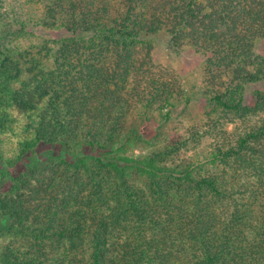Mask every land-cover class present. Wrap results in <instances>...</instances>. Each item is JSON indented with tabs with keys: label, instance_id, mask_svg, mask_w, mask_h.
Here are the masks:
<instances>
[{
	"label": "trees",
	"instance_id": "obj_1",
	"mask_svg": "<svg viewBox=\"0 0 264 264\" xmlns=\"http://www.w3.org/2000/svg\"><path fill=\"white\" fill-rule=\"evenodd\" d=\"M161 31L204 56L202 113L132 157L191 98L142 37ZM259 42L264 0L0 3V264H264Z\"/></svg>",
	"mask_w": 264,
	"mask_h": 264
},
{
	"label": "rangeland",
	"instance_id": "obj_2",
	"mask_svg": "<svg viewBox=\"0 0 264 264\" xmlns=\"http://www.w3.org/2000/svg\"><path fill=\"white\" fill-rule=\"evenodd\" d=\"M7 2L8 0H0V3ZM4 6V4H3ZM38 33H42L43 30L36 28ZM65 31H51L46 33L47 36L66 35ZM146 40H151L154 45L153 58L157 64L167 67L173 70L181 78L183 86L187 89L189 102L183 103L173 110L170 119L164 120L160 115H155L151 121L145 124L143 127L144 136L143 140L146 141L152 138L155 143L152 147L145 144L143 141H131L126 144V153L132 157H141L149 153L152 148L159 147L156 141L162 143L164 137H169L171 130L175 127H182L189 124L191 121L197 120L200 117L201 110V95H200V80L204 66V56L201 53H197L191 47H187L178 51H173L168 46L169 36L166 32L161 31L158 34H151L142 36ZM258 52H263L264 42H259L256 46ZM256 89L264 90V82H257L253 85L247 86L244 91V102L251 104L254 101V91ZM191 95V96H190ZM155 136H159L156 140ZM155 138V139H154ZM209 140L204 139L202 143L197 147L196 152L202 154L207 150V144ZM55 152L62 154L58 147L47 145L45 148H37L35 155H30L26 158V162L32 164L37 161H43L50 155L49 152ZM188 155L193 153L188 152ZM66 156V155H65ZM2 185V184H1Z\"/></svg>",
	"mask_w": 264,
	"mask_h": 264
}]
</instances>
